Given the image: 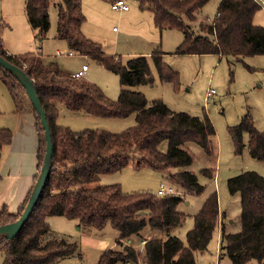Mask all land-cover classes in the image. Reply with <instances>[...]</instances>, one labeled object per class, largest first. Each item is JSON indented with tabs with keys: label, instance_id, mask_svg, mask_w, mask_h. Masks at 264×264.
<instances>
[{
	"label": "trees",
	"instance_id": "16d2710c",
	"mask_svg": "<svg viewBox=\"0 0 264 264\" xmlns=\"http://www.w3.org/2000/svg\"><path fill=\"white\" fill-rule=\"evenodd\" d=\"M53 0H26L27 19L41 41L50 30L49 7ZM114 4L119 0H104ZM125 1L126 0H122ZM142 11L153 14L160 31L176 30L184 34L174 54H217L236 58L264 55V27L254 24L261 10L255 0H223L213 22L200 20L199 14L210 0H134ZM57 38L67 43L70 51L95 60L105 69L118 74L121 90L118 100L109 99L96 84L63 72L57 63L46 62L41 55H10L0 41V56L23 69L33 80L38 98L45 110L54 145L53 166L46 187L32 215L14 239L0 236L2 264H56L78 254L75 241L55 236L47 222L58 216L77 220L80 228H102L107 222L119 231L120 238L106 250L98 264H197L196 253L208 249L221 222L220 256L232 264H264V176L244 171L228 179L231 194L241 195V229L227 232L222 222L217 192H212L202 209L194 216V225L186 241L172 235L183 225L185 214L178 210L184 198L178 194L161 196L157 192H125L120 184L89 187L101 176L119 173L131 163L137 169L176 170L168 175L169 184L188 193L201 195L206 187L198 175L182 170L195 161L189 144L213 153L215 127L209 117L176 112L161 99L149 101L137 91L127 89L153 82L151 62L162 83L180 88V74L165 62V53L154 51L150 59L136 56L125 64L106 53L101 43L87 37L81 0H60ZM0 80L5 82L15 103L17 114L32 112L39 137L37 155L38 179L46 153V139L40 116L18 79L0 67ZM61 107L73 113L97 118L122 119L136 114L137 124L121 133L101 129L75 131L58 124ZM236 154L244 150L248 134L251 155L264 161V131L255 127L253 117L245 115L241 123L229 127ZM14 133L0 129V170L2 154ZM168 143V150L161 146ZM207 181L215 180L213 169H203ZM1 178V176H0ZM167 182V183H168ZM31 192L17 213L7 207L0 210V225L21 216ZM147 235H152L147 238ZM133 238L142 242L137 250Z\"/></svg>",
	"mask_w": 264,
	"mask_h": 264
},
{
	"label": "rangeland",
	"instance_id": "374dc122",
	"mask_svg": "<svg viewBox=\"0 0 264 264\" xmlns=\"http://www.w3.org/2000/svg\"><path fill=\"white\" fill-rule=\"evenodd\" d=\"M25 1L0 0V28H2L0 33L6 30L2 41L10 53L22 55L40 52L44 60L57 63L65 73H74L82 63H88L91 70L84 79L98 85L109 99L118 100L121 90L126 89L121 85L118 74L105 69L91 58L86 59L82 55L71 53L68 46L62 45L56 39L57 3L60 0H53L49 7L50 30L41 43L35 35H28L23 28V23L27 22L24 14ZM222 1L210 0L200 12V20L213 22ZM81 2L86 18L83 31L87 37L101 43L106 53L117 55L125 64L133 57L145 56L142 53L150 54L159 49L165 53V56L167 55L166 59L164 58L165 62L180 73V88L177 90L173 84L160 81L158 72L150 61L153 82L127 89L143 93L149 101L161 99L176 112H186L193 116L207 114L215 127L213 153L208 155L197 144H189L195 161L182 169L198 175L200 182L206 187L204 193L201 195L188 193L171 184L184 198L178 210L186 217L183 225L173 229L174 235L186 241V234L194 225V216L202 209L207 197L215 191L218 194L221 214L227 217L229 231L238 232L241 229L242 199L239 193H230L228 179L244 171H254L264 176V161L251 155L248 134L244 136L243 153L237 155L229 127L238 126L245 115H251L255 127L264 131V55L244 58L220 57L215 54L176 55L174 52L184 34L176 30L160 31L153 23V14L150 11H142L138 2L126 0L131 9L129 12L119 10L106 1L81 0ZM254 24L264 27V10L261 9L255 15ZM57 48L66 51L67 55H57ZM3 83L0 82V113H4L2 112L5 106L4 100L10 103L13 101L8 92V85L5 86ZM209 92L213 94L208 95ZM84 115L87 116L85 113ZM80 116L82 115L66 110L60 113L58 123L75 131L101 129L111 133H121L137 124L136 114L122 119L97 117L87 119ZM3 118L4 115L0 114V124ZM95 125L98 126L90 127ZM161 150L163 152L168 150L166 141L162 144ZM6 153L7 148L3 150L2 164L6 159ZM206 168L215 171L214 181H207L201 175V171ZM175 171L174 169L153 170L147 166L137 169L131 163L119 173L101 176L98 182L89 187L120 184L125 192L156 193L160 182H168V175ZM47 222L55 236L75 241L79 245L77 255L61 259L56 264H98L101 255L113 248L120 238L119 231L111 222H107L102 228H80L77 220L58 216L48 217ZM151 236L147 235V238ZM132 240L137 250H143L138 238ZM220 243V232L217 229L208 249L196 253L197 264H232L228 256H220ZM2 263L3 256L0 255V264Z\"/></svg>",
	"mask_w": 264,
	"mask_h": 264
},
{
	"label": "crops",
	"instance_id": "0c3cea01",
	"mask_svg": "<svg viewBox=\"0 0 264 264\" xmlns=\"http://www.w3.org/2000/svg\"><path fill=\"white\" fill-rule=\"evenodd\" d=\"M101 1H104V0H101ZM129 11H131V9H129L128 11H124V12H129ZM24 14L26 15L25 10H24ZM2 15L6 17L5 13L3 12H2ZM23 28L28 35L29 34H32V36L35 35V31L32 29L28 19L26 23L25 22L23 23ZM5 33H6L5 29L3 30L2 33H0V41L2 43L3 48L12 56L20 55V53L12 54L10 53V50L6 48V45H4L2 41L3 40L2 37L5 38ZM56 39L59 40L62 43V45L67 46V43L64 42L63 40H60L58 38ZM183 39H184V36L181 37L179 41L180 44L182 43ZM60 50L61 48H57L56 53L57 51H60ZM151 54L152 53L150 54L142 53V55H145L147 57H149ZM37 55H41L42 58H44V56L40 52ZM75 55H80V54L75 53ZM187 55H191V54H187ZM206 55H209V54H206ZM114 56H117V55H114ZM166 56L164 55L165 59H166ZM219 56L221 57L222 55H219ZM83 57L86 59L87 58L89 59V57L87 56H83ZM222 57H225V56H222ZM45 61L51 62L47 60ZM84 65H88V69L85 72V76H86L90 72L91 68L89 64L85 62L82 63L81 67L78 70H76L74 73L69 72L68 74L73 76L75 73L82 70V67ZM85 76L83 77V80H86L84 79ZM86 81L89 82L88 80ZM0 82L3 83V81L1 80ZM3 84L5 86L7 85L5 82ZM8 92L10 93V90H8ZM4 105L5 106L2 109V112L4 113H0L4 115L3 121L0 124V128L10 129L13 131L14 135H13L11 145L7 148L6 159L3 162L1 166V170H0V176H1L0 178V210L4 207H7L11 213H17L19 211L20 206L23 204V202L26 200L29 193L32 191L35 185V182H36L35 177L38 174L37 155H38V149H39V137H38L37 128L35 125V116L32 112L17 114L15 110L14 100L12 101V103H10V101L7 102L6 100H4ZM60 109H61L60 113L63 111H66L65 108L63 107H61ZM77 114L82 115L80 117L84 116L87 119L94 118V116L88 115V114H86L87 116H85L84 113H77ZM96 126L98 125L90 126V127L94 128ZM100 126L101 125H99L98 128H100ZM162 182H165V181H161L160 184ZM223 216L224 217L222 218V222L225 224L226 231L230 232L229 226L227 225V217L224 214ZM218 230L220 232V239H221V236H222L221 222L219 223ZM172 235H174L173 231H172ZM129 243L134 244L133 240L129 241ZM139 243H140V239H139Z\"/></svg>",
	"mask_w": 264,
	"mask_h": 264
},
{
	"label": "water",
	"instance_id": "95a60500",
	"mask_svg": "<svg viewBox=\"0 0 264 264\" xmlns=\"http://www.w3.org/2000/svg\"><path fill=\"white\" fill-rule=\"evenodd\" d=\"M0 67H2L5 71H9L11 74H13L18 79L22 87L25 89L28 98L30 99L33 107L36 109L38 115L40 116L41 124L44 129V135L46 139V153L44 156L43 165L39 173L38 179L36 180L35 185L31 191L27 206L25 207L19 219L10 223L0 225V236H6L8 239H14L22 230L26 222L29 220L36 205L39 202L40 197L44 192L47 180L50 176L53 166L52 160L54 155V145L49 127V122L45 110L43 109L41 102L38 98L33 80L25 73L23 69H20L19 67L10 63L2 56H0Z\"/></svg>",
	"mask_w": 264,
	"mask_h": 264
},
{
	"label": "built area",
	"instance_id": "2783aa9c",
	"mask_svg": "<svg viewBox=\"0 0 264 264\" xmlns=\"http://www.w3.org/2000/svg\"><path fill=\"white\" fill-rule=\"evenodd\" d=\"M255 2L260 6V8L262 10H264V0H255ZM113 6L119 10L122 11H128L130 9V7L125 3V1L119 0L116 1ZM66 51H57V55H67ZM72 53V52H71ZM70 53V54H71ZM88 69V65H84L82 67V70L78 71L77 73H75L73 75V77L77 78V79H83V77L85 76V72ZM212 92H209L208 95H211ZM213 94V93H212ZM157 193L161 196L164 195H168V194H178L181 196V193L171 184L167 183V182H162L159 185V188L157 190ZM142 245H144L146 243V240H143Z\"/></svg>",
	"mask_w": 264,
	"mask_h": 264
}]
</instances>
